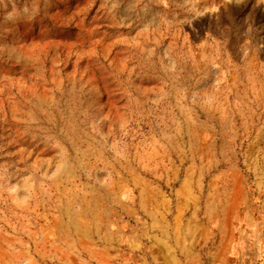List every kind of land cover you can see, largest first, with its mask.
Segmentation results:
<instances>
[{
  "label": "rangeland",
  "instance_id": "374dc122",
  "mask_svg": "<svg viewBox=\"0 0 264 264\" xmlns=\"http://www.w3.org/2000/svg\"><path fill=\"white\" fill-rule=\"evenodd\" d=\"M0 264H264V0H0Z\"/></svg>",
  "mask_w": 264,
  "mask_h": 264
}]
</instances>
